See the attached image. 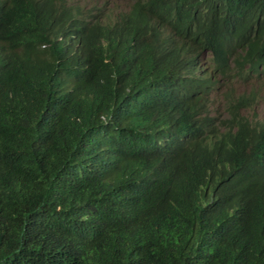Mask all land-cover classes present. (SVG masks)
I'll use <instances>...</instances> for the list:
<instances>
[{"label": "trees", "instance_id": "16d2710c", "mask_svg": "<svg viewBox=\"0 0 264 264\" xmlns=\"http://www.w3.org/2000/svg\"><path fill=\"white\" fill-rule=\"evenodd\" d=\"M68 1L0 0V264H264V129L197 141L209 101L168 104L179 45L161 39L195 27L263 57L264 0H131L84 27ZM262 87L227 95V122Z\"/></svg>", "mask_w": 264, "mask_h": 264}, {"label": "clouds", "instance_id": "9594fccd", "mask_svg": "<svg viewBox=\"0 0 264 264\" xmlns=\"http://www.w3.org/2000/svg\"><path fill=\"white\" fill-rule=\"evenodd\" d=\"M83 1L69 0L65 3L67 8L75 6L83 8V27L89 23V15L96 17L104 11L107 12V15H118L131 5V0H121L127 5L123 10H111L106 3L94 10H87L81 5ZM98 1L100 3L101 0ZM228 1L230 0H219L217 2L221 9H225ZM161 39L167 42L176 39L179 45V52L175 56L174 66L180 76H177L176 83L171 89V100L168 104L177 109L182 116L188 113L192 117L203 109L201 99L206 97L209 101V109L212 115L205 122H195L196 126L199 127L197 129L198 133L201 134L197 137V141L212 147L215 141H224L230 132L231 125H235L236 128L233 132L236 137L240 138L238 141L240 146L242 148L245 147L250 135L264 129V113L261 114V111H264V50L263 57H254V52L245 47L236 48L232 51L228 49H221L220 51L205 50L199 42V33H197L195 27H193L190 35L182 37H178L169 27L164 28L161 31ZM240 53L244 56H249L252 60L246 65L241 75H225L223 72L233 66V58ZM251 62L258 65V68L252 69ZM248 76L251 79L246 82ZM189 77L194 78V80ZM227 82L230 83L227 84ZM255 86H263V100L260 106L237 107L234 112L236 114L235 119L232 122H227L233 116L229 112L232 108L228 103L227 95L232 97L234 93L239 100L241 99L239 95L248 96ZM214 106L220 107L215 114L213 113ZM180 141H184V137ZM231 147H228V149ZM261 168L264 175V159Z\"/></svg>", "mask_w": 264, "mask_h": 264}, {"label": "rangeland", "instance_id": "374dc122", "mask_svg": "<svg viewBox=\"0 0 264 264\" xmlns=\"http://www.w3.org/2000/svg\"><path fill=\"white\" fill-rule=\"evenodd\" d=\"M106 5L111 9V10H123L126 8V3L122 2L121 0H101L100 3L98 0H84L81 5L84 7V9L87 10H94L100 5ZM220 109V107L214 106L213 107V113H217V111ZM264 111H261V114H263Z\"/></svg>", "mask_w": 264, "mask_h": 264}]
</instances>
